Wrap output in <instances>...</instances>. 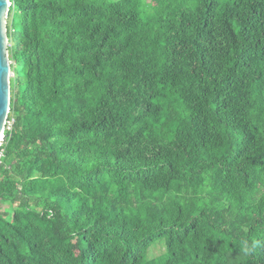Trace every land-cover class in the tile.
I'll return each instance as SVG.
<instances>
[{
  "label": "trees",
  "instance_id": "1",
  "mask_svg": "<svg viewBox=\"0 0 264 264\" xmlns=\"http://www.w3.org/2000/svg\"><path fill=\"white\" fill-rule=\"evenodd\" d=\"M10 1L0 264H264V0Z\"/></svg>",
  "mask_w": 264,
  "mask_h": 264
},
{
  "label": "water",
  "instance_id": "2",
  "mask_svg": "<svg viewBox=\"0 0 264 264\" xmlns=\"http://www.w3.org/2000/svg\"><path fill=\"white\" fill-rule=\"evenodd\" d=\"M10 0H0V145L5 140L6 120L10 113L11 99V61L8 53L7 15Z\"/></svg>",
  "mask_w": 264,
  "mask_h": 264
},
{
  "label": "rangeland",
  "instance_id": "3",
  "mask_svg": "<svg viewBox=\"0 0 264 264\" xmlns=\"http://www.w3.org/2000/svg\"><path fill=\"white\" fill-rule=\"evenodd\" d=\"M11 75H13V74H11ZM165 251H166L165 245L162 242L160 243L157 241V243L154 245V248L152 249V252L150 255H152V256L160 255L161 253H163Z\"/></svg>",
  "mask_w": 264,
  "mask_h": 264
},
{
  "label": "built area",
  "instance_id": "4",
  "mask_svg": "<svg viewBox=\"0 0 264 264\" xmlns=\"http://www.w3.org/2000/svg\"><path fill=\"white\" fill-rule=\"evenodd\" d=\"M12 3L10 2V5H11ZM12 74V73H11ZM12 121L11 120H8V118H7V120H6V124H5V129L7 128V129H11L12 128ZM5 131V130H4ZM3 134H4V132H3ZM2 145H0V147H1ZM3 157H4V149H0V165L2 164V160H3Z\"/></svg>",
  "mask_w": 264,
  "mask_h": 264
}]
</instances>
